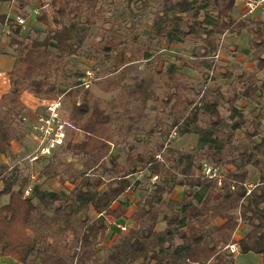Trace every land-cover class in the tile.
Segmentation results:
<instances>
[{
	"label": "trees",
	"instance_id": "1",
	"mask_svg": "<svg viewBox=\"0 0 264 264\" xmlns=\"http://www.w3.org/2000/svg\"><path fill=\"white\" fill-rule=\"evenodd\" d=\"M31 1L40 3L35 21L43 26L35 28L34 37L22 32L16 18L0 12V34L9 29L7 45L14 51L8 89L0 95V155L11 158L12 143L22 145L26 135L21 123L24 92L54 99L72 95L79 85L83 94L70 103L71 128L59 147L71 159L57 160L56 150L43 157V175L56 178L60 189L47 190L43 182H32L25 195L29 176L22 177L17 166L0 165V196H7L0 205V256L19 264H234V254L226 246L235 243L237 253H255L264 264V107H258L264 79L257 76L264 69V20L235 17L236 0H159L149 39L166 45L186 38L199 43L192 52L194 61H182L179 67L155 58L147 43L132 40L129 46L117 21L103 19V3L114 0H48L47 11L40 0L20 5ZM131 3L144 8L148 0H127L126 6ZM98 20L108 26L99 33L97 47L114 53L108 68L114 76L95 81L103 93L116 92L105 105L90 98L82 85L86 71L76 73L79 80L69 85L63 82L69 61L91 37ZM243 31L250 34V60L256 70H216L220 37ZM154 58L159 67L153 66ZM139 61L148 72L124 83L125 68ZM182 67L201 72L202 87L192 85V76ZM220 79L223 83L217 84ZM208 80L212 82L206 86ZM240 102L254 105L250 116ZM148 103L155 114L144 130ZM141 130L145 141L139 137ZM172 132L194 135V145L187 150L169 145ZM78 133L81 140L75 138ZM129 138L142 148L129 146L118 162L113 148ZM203 161L232 169L224 171L219 184L203 175ZM249 166L258 179L246 194ZM153 175L157 180L150 182ZM176 187L183 189L178 199L170 196ZM135 190L139 197L126 199ZM119 223L126 228L119 229ZM111 224L116 228L103 253L100 245ZM240 224L245 232L235 240Z\"/></svg>",
	"mask_w": 264,
	"mask_h": 264
},
{
	"label": "rangeland",
	"instance_id": "2",
	"mask_svg": "<svg viewBox=\"0 0 264 264\" xmlns=\"http://www.w3.org/2000/svg\"><path fill=\"white\" fill-rule=\"evenodd\" d=\"M20 1L26 0H8L7 3L0 4V12H7L10 16L15 18H23L25 20L23 25L24 34H29L30 37H34L36 35L35 30L37 28L43 29V26L35 21L36 14L40 10L39 2H33L24 4L23 6L20 5ZM44 4L43 10H48L46 3L48 0H40ZM127 0H114L113 2H105L103 3V19H113L117 21L119 24V31L126 34L129 46L132 45L131 41L134 40L139 43H147L151 45V51L155 58L159 57L160 60L163 62H175L179 67L182 66V61H186L191 63L194 61V57L192 56V52L195 46L199 43L191 38H186L182 43L179 44H171L166 45L164 42L158 44L155 40L149 39V30L151 28L152 20L155 16V12L159 8V0H148V5L144 8L138 7L141 4L131 3L130 7L126 6ZM240 9L236 6L233 15L235 17H239ZM258 20H264L263 15H259L257 17ZM256 19V18H254ZM108 23H103L102 21L98 20L91 28L92 35L89 37L85 45L79 50V53L73 55L71 60L69 61L65 74L67 78L63 81L64 84L69 85L70 82L74 80H79L76 76V73H84L85 71L89 70L93 74L95 80H93L89 86L87 87L89 90V97L90 98H98L101 101L102 105H105L107 101L111 100L115 97L116 92L106 94L103 93L100 88L95 84L96 80H104L106 77L111 78L114 75L108 74V68L113 60L112 55L114 53H105L97 47V42L100 38L99 33L102 29L106 28ZM116 26V25H115ZM36 28V29H35ZM39 37H43L41 33ZM250 39V34L247 31H243L239 36L226 33L222 35L219 39V50L218 55L215 57V64L216 70H219L220 67L229 68L233 73L238 72L246 68L249 71L256 70L255 69V62L250 60V53L251 49L249 48L248 40ZM8 37L0 34V53H9L14 54L13 48L7 45ZM101 43H99L100 45ZM83 53V54H82ZM88 54V55H85ZM105 56H108L109 59H106ZM154 58L153 66L157 64L159 67L161 63H156V59ZM10 66V65H9ZM111 68V67H110ZM125 77L124 83H130L132 78L136 75H144L148 72V69L145 67L144 61L139 62H132L128 67L125 68ZM181 70L190 74L192 78L190 82L192 85L196 87H202L204 84V76L195 68H186L182 67ZM202 70H205L202 68ZM211 76V74L209 73ZM6 75H3V77ZM83 76V75H82ZM82 76L80 78H82ZM257 76L259 79H264V69L262 71H257ZM209 81V80H208ZM156 82L160 84L159 79H156ZM212 81H209L206 86H209ZM217 84H222L223 80H217ZM3 84V83H2ZM4 89V88H2ZM6 90H3L5 92ZM72 95L64 96L63 97V104L61 112L64 116L69 118V109L70 103L72 100L79 101L82 96L83 87L76 86L72 90ZM2 94V92L0 93ZM22 101L25 103V112L29 115L33 116L38 112V97L34 96L29 92H24L22 94ZM51 100V99H49ZM152 103H148V107L146 110L147 121L144 125V130L151 124V118L155 114V110L150 109V105ZM157 106V105H156ZM243 109V113L248 117L251 115V111L254 107L253 104L249 102H240L239 105ZM258 106V105H257ZM264 107V98L260 100L258 107ZM264 111V110H263ZM220 112L225 115L227 111L223 107L220 108ZM254 114V113H253ZM264 120V117L261 119V122ZM166 122H170V118H165ZM264 127V121L261 124ZM26 130V135L24 136L22 145L17 144V148H15V154L12 155L11 158H5L0 155V165H8L10 169L14 166H17L20 170L21 176H29L31 183L27 185L25 188L28 190V193L32 187V182L44 183V188L47 190H57L61 188L60 183L54 177H48L43 175V169L47 164V158L40 157L35 161H29L26 159V156L32 152L31 141L33 139L29 135V131L27 127L24 125ZM71 126L69 127L70 130ZM144 130H141L138 134L139 137L142 139L141 141L146 140V135L144 134ZM264 130V129H263ZM264 132V131H263ZM238 135H240L238 133ZM171 140L168 142L169 145L182 150H187L195 143V136L192 134L185 135V136H178L175 132L171 134ZM76 140H81L82 135L78 133L76 135ZM149 143L153 142L156 139V136H152L149 138ZM138 144L139 148H142L141 143H137L134 139L129 138L128 142L125 144H121L115 146L112 151V157L115 158L118 162H122L129 146ZM15 146V145H14ZM56 157L57 160H70L71 157L68 154L62 153V148L56 150ZM74 164L78 161L76 159H72ZM108 166H110V162H108ZM226 168H232L231 166H225ZM225 167L223 170L225 171ZM60 169L63 166L59 167ZM249 182L251 184H255L258 179L257 171L249 166ZM224 174V173H223ZM224 179V177H223ZM67 186H71L66 183ZM29 188V189H28ZM25 193V192H24ZM177 191H174L170 196L174 197ZM26 195V193H25ZM140 193L132 191L128 193L126 199H130V201H134L139 197ZM7 201V196H0V205ZM112 228L109 229V233L105 240L101 243V247L104 251L109 248L112 242L113 236V229H115V225H110ZM161 226V225H159ZM234 264H260V256L255 253H236L234 254ZM0 264H18L12 257L9 256H0Z\"/></svg>",
	"mask_w": 264,
	"mask_h": 264
},
{
	"label": "built area",
	"instance_id": "3",
	"mask_svg": "<svg viewBox=\"0 0 264 264\" xmlns=\"http://www.w3.org/2000/svg\"><path fill=\"white\" fill-rule=\"evenodd\" d=\"M236 6L240 9V18H257L259 15L264 16V0H236ZM18 23L24 24L23 18H16ZM3 35L9 34V29L4 28L2 30ZM1 47V44H0ZM216 53L215 57H217ZM85 76L82 78V85L88 87L93 80V74L87 70ZM8 82L7 77H3V83ZM0 83V93L3 92V86L5 84ZM63 104V95H60L54 99H41L38 98V112L33 116L28 113H24L21 116V123L25 125L29 131V135L33 139L31 141L32 152L26 156L29 161H35L40 157H47L51 155L55 150L61 147L67 137V131L71 126L69 118L64 116L61 112ZM202 173L209 179H217L221 184L224 177V170L221 166L214 165L208 161H203L201 164ZM150 182L157 180L156 176L150 177ZM248 194L251 188L255 184H251L249 181L244 183ZM233 188V186H231ZM29 189V188H28ZM28 193V190H25ZM116 226L124 230L126 224L119 223ZM227 250L236 254L238 252V246L235 243H229L226 246Z\"/></svg>",
	"mask_w": 264,
	"mask_h": 264
},
{
	"label": "crops",
	"instance_id": "4",
	"mask_svg": "<svg viewBox=\"0 0 264 264\" xmlns=\"http://www.w3.org/2000/svg\"><path fill=\"white\" fill-rule=\"evenodd\" d=\"M7 3V2H6ZM1 13H6V15L8 16V17H11V18H15V17H13V16H10V14H8L7 12H5V11H3V12H1ZM27 19V18H26ZM25 19V20H26ZM13 61H14V58H13V56H11V54H9V53H3V52H1L0 53V83L3 81V75H6V77H7V80H8V72L11 70V68H12V65H13ZM10 65V66H9ZM5 82V81H4ZM3 83V82H2ZM3 84H5L4 86H3V90H7L8 89V82H5V83H3ZM3 93V92H2ZM1 95V94H0ZM25 104V103H24ZM15 145V146H14ZM17 146V144L15 143V142H13L12 143V148H13V150L15 149V148H17L16 147ZM228 167V166H227ZM232 168H226L225 167V170L226 171H229V170H231ZM182 188L181 187H176L175 188V190L174 191H177V193H176V195L174 196V198H176V199H178V198H180V196H181V193H182ZM174 193V192H173ZM132 208H130V210H131ZM244 232H245V228H244V225H242V224H240L239 225V227L236 229V231L234 232V234H233V239H235V240H238V239H240L242 236H243V234H244ZM19 264V263H18Z\"/></svg>",
	"mask_w": 264,
	"mask_h": 264
}]
</instances>
